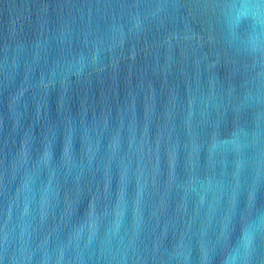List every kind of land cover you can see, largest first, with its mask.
Here are the masks:
<instances>
[{"label":"water","instance_id":"obj_1","mask_svg":"<svg viewBox=\"0 0 264 264\" xmlns=\"http://www.w3.org/2000/svg\"><path fill=\"white\" fill-rule=\"evenodd\" d=\"M0 264H264V0H0Z\"/></svg>","mask_w":264,"mask_h":264}]
</instances>
